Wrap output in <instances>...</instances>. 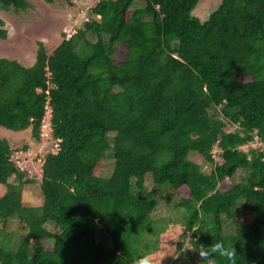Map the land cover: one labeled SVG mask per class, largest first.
I'll list each match as a JSON object with an SVG mask.
<instances>
[{
  "label": "trees",
  "instance_id": "16d2710c",
  "mask_svg": "<svg viewBox=\"0 0 264 264\" xmlns=\"http://www.w3.org/2000/svg\"><path fill=\"white\" fill-rule=\"evenodd\" d=\"M47 107L38 180L15 158L28 143L0 138V264H130L159 192L177 195V248L190 232L181 255L222 240L264 264V0H98L32 65L0 57V128L39 141Z\"/></svg>",
  "mask_w": 264,
  "mask_h": 264
},
{
  "label": "rangeland",
  "instance_id": "374dc122",
  "mask_svg": "<svg viewBox=\"0 0 264 264\" xmlns=\"http://www.w3.org/2000/svg\"><path fill=\"white\" fill-rule=\"evenodd\" d=\"M28 6L24 9L15 10L10 7L8 10L0 9V18L4 20L7 30V38L0 39V57L16 59L24 66H30L34 63L38 41H43L48 50L54 49L62 38L69 37L77 27L82 24L89 16L90 9L98 0H54L53 3H46L45 0H26ZM50 109L47 107L45 116L41 121V135L39 141H33L29 137V132H16L0 128V138L6 137L10 143L20 148L27 142L29 147L26 152L18 151L15 154L18 164L22 168H27L30 175L39 179L40 164L43 162V154L47 148H51L54 142L51 139ZM112 138L113 134H109ZM53 143V151H56ZM253 146H258L254 143ZM247 148L246 146L244 147ZM20 159V160H19ZM202 165V160L198 159ZM205 164V163H204ZM203 164V165H204ZM113 160L108 157L100 170V175L108 177L111 174ZM206 170L207 166H203ZM240 169L235 170L229 178L236 183L240 176ZM145 189H152L151 174L145 175ZM3 188L0 186V193ZM37 200L36 193H33ZM160 202L151 212V218L155 219L154 228L156 235H144L142 242L137 248L141 252H155L159 256H165L162 264H198L199 260H189L185 255H181L183 250L189 248V235L184 240V244L177 248L176 242L181 232L179 218L172 217V212L176 210L177 195L166 198L159 192ZM40 198V195H39ZM168 217L169 223H162V218ZM222 220L225 216L221 217ZM174 220V221H173ZM50 231H57L56 226L47 225ZM177 248V249H176ZM176 249L174 252L172 250ZM204 264V262H201Z\"/></svg>",
  "mask_w": 264,
  "mask_h": 264
},
{
  "label": "clouds",
  "instance_id": "9594fccd",
  "mask_svg": "<svg viewBox=\"0 0 264 264\" xmlns=\"http://www.w3.org/2000/svg\"><path fill=\"white\" fill-rule=\"evenodd\" d=\"M190 250L198 252L200 258L198 264H201V262L213 264L214 258L217 256L227 260L229 264H236V248L233 244L226 246L222 240L215 241L207 247L199 244L198 248H191ZM165 256H159L157 253L151 251L141 252L131 258L130 264H162Z\"/></svg>",
  "mask_w": 264,
  "mask_h": 264
}]
</instances>
